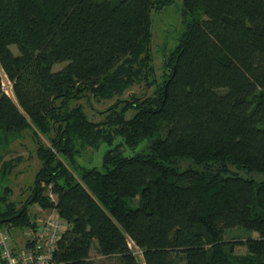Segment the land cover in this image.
I'll return each mask as SVG.
<instances>
[{
  "label": "trees",
  "instance_id": "16d2710c",
  "mask_svg": "<svg viewBox=\"0 0 264 264\" xmlns=\"http://www.w3.org/2000/svg\"><path fill=\"white\" fill-rule=\"evenodd\" d=\"M168 3L0 0V180L22 161L4 153L21 134L50 139L31 204L69 224L54 264H264V0H183V32L158 83L151 13ZM150 78L151 96L123 101L105 122L71 106L122 98ZM117 137L101 171L80 167L82 150ZM10 195L0 183V225L31 226L32 196L17 208ZM236 229L258 237L225 240Z\"/></svg>",
  "mask_w": 264,
  "mask_h": 264
},
{
  "label": "rangeland",
  "instance_id": "374dc122",
  "mask_svg": "<svg viewBox=\"0 0 264 264\" xmlns=\"http://www.w3.org/2000/svg\"><path fill=\"white\" fill-rule=\"evenodd\" d=\"M168 4L163 9L157 11L154 10L151 13V44L149 46V55L152 59V65L154 68V77L158 83L163 81L164 74L167 73L164 69L165 56H168L173 49L177 46L178 38L183 32L184 20H183V0H167ZM12 51L15 55L18 54L17 48L12 47ZM65 64L56 65L54 71H58L64 67ZM151 78L140 85L130 88L122 98H115L111 101L96 102L94 99H80L71 103L72 107L83 106L85 113L89 120L93 123H102L106 121V117L109 116L111 110L114 108L120 109L123 106V101L132 100L133 98H142L151 96L155 91V86L152 85ZM11 83L3 74V90L7 95L13 98ZM119 105L121 107H119ZM134 116L133 112H128L127 119H131ZM55 133H51L50 137H54ZM123 143L122 138L117 137L114 140L112 146L101 142L96 148L88 147L82 150L81 156L78 159L79 165L83 169H98L102 170V165L106 153L110 150L117 148ZM44 145L50 146V139L45 136H39L36 138L33 135L32 130L25 131L19 138L15 139L12 145L5 150V161L15 160L21 158L22 161L16 166L8 178L0 180L1 190L5 187L11 190L9 201L13 202L17 208H22L29 198L32 196L29 203H33L37 196L38 184L43 183L41 180H37L38 173L45 168L46 162L42 161L38 155V148ZM148 141L141 142L137 148L129 149L127 147L120 148V152L123 157H134L142 150H146L148 147ZM59 155L60 153H56ZM74 171V170H73ZM256 180L264 182V175H258ZM37 182V184H36ZM54 197L50 194V198ZM54 200L55 197H54ZM32 205V204H31ZM129 206L130 203H129ZM136 207V206H134ZM41 209V210H40ZM55 210H45L39 205H32L30 208L31 216H35V219H46L51 215V212ZM1 226V225H0ZM4 227V226H2ZM26 229V228H24ZM14 229L12 234L15 238H18L19 232ZM23 230V229H22ZM237 237V238H235ZM258 234L249 233L242 229L230 230L225 233V240H247L250 238H257ZM130 248L134 252L137 259L142 262V252L130 243ZM236 254L241 255L245 253V250L241 247H236ZM96 254L95 251L92 252ZM96 256V255H95ZM96 264H123L118 257L111 258H96Z\"/></svg>",
  "mask_w": 264,
  "mask_h": 264
},
{
  "label": "built area",
  "instance_id": "2783aa9c",
  "mask_svg": "<svg viewBox=\"0 0 264 264\" xmlns=\"http://www.w3.org/2000/svg\"><path fill=\"white\" fill-rule=\"evenodd\" d=\"M69 228L56 211L46 219H35L26 229L16 230L18 238L12 229L0 226V264H54L58 244Z\"/></svg>",
  "mask_w": 264,
  "mask_h": 264
},
{
  "label": "water",
  "instance_id": "95a60500",
  "mask_svg": "<svg viewBox=\"0 0 264 264\" xmlns=\"http://www.w3.org/2000/svg\"><path fill=\"white\" fill-rule=\"evenodd\" d=\"M27 207H25L24 209H23V211L26 209Z\"/></svg>",
  "mask_w": 264,
  "mask_h": 264
},
{
  "label": "bare ground",
  "instance_id": "6f19581e",
  "mask_svg": "<svg viewBox=\"0 0 264 264\" xmlns=\"http://www.w3.org/2000/svg\"><path fill=\"white\" fill-rule=\"evenodd\" d=\"M53 200V199H52Z\"/></svg>",
  "mask_w": 264,
  "mask_h": 264
}]
</instances>
